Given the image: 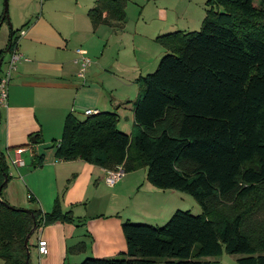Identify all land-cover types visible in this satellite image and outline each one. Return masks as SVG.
I'll use <instances>...</instances> for the list:
<instances>
[{
    "label": "trees",
    "instance_id": "16d2710c",
    "mask_svg": "<svg viewBox=\"0 0 264 264\" xmlns=\"http://www.w3.org/2000/svg\"><path fill=\"white\" fill-rule=\"evenodd\" d=\"M125 5L96 0L87 15L93 26L120 25ZM206 5L198 30L155 37L166 52L136 80L132 135L117 128L115 112L98 111L82 118L68 113L59 139L51 140L58 160L145 168L152 186L190 195L200 212L176 209L162 225L124 220L125 252L78 264H212L205 258L223 252L238 254L236 264H264V0ZM41 164L35 155L31 167ZM8 179L0 151V259L31 264L24 239L33 225L83 222L61 209L58 196L48 212L10 205L2 196ZM84 250L78 242L66 252Z\"/></svg>",
    "mask_w": 264,
    "mask_h": 264
},
{
    "label": "crops",
    "instance_id": "0c3cea01",
    "mask_svg": "<svg viewBox=\"0 0 264 264\" xmlns=\"http://www.w3.org/2000/svg\"><path fill=\"white\" fill-rule=\"evenodd\" d=\"M95 2H23L18 29L23 33L15 47L26 60L16 63L6 105L0 106V151L9 173L2 196L14 207L43 212L51 210L58 196L63 211L84 218V225L78 227L55 222L34 230L28 238L31 264H78L87 256H116L126 251L122 221H164L184 199L173 190L152 186L145 168L125 172L117 183L107 186L105 168L81 159H56L51 140L59 139L68 113L82 118L88 108L115 112L117 128L132 135L136 80L145 70L151 72L166 52L155 37L197 28L207 0H126L120 25L93 26L87 11ZM78 49L90 59L83 77L77 75ZM17 147L24 149L22 165L10 163ZM35 155H42V164L32 168ZM39 238L46 241L45 255L38 254ZM78 242H84L83 252H66Z\"/></svg>",
    "mask_w": 264,
    "mask_h": 264
},
{
    "label": "rangeland",
    "instance_id": "374dc122",
    "mask_svg": "<svg viewBox=\"0 0 264 264\" xmlns=\"http://www.w3.org/2000/svg\"><path fill=\"white\" fill-rule=\"evenodd\" d=\"M23 2H24V0H7V12L5 14V17H3V0H0V16L4 18L0 24V50H4V47L7 43V40L9 39L10 30H14L13 40L17 39L18 36H20L18 29L20 27L19 21L22 18V13L24 10L23 9L24 8ZM203 6L207 7V5L205 6V3L203 4ZM201 21L202 20H200V23H201ZM199 27H200V24H199V26H197V28H192L189 30H191V31L192 30H198ZM9 57H10L9 51H7L2 56V60H1V64H0V74L5 70V68L7 66V62L9 60ZM154 69L155 68H153V70ZM153 70H151V71H153ZM146 71L147 70H145L144 75H145ZM173 191L176 194H178L180 197L184 198L183 201L180 199V201L176 205H174L173 211H175L176 209H181V210H189L193 214L200 212V208H199L198 204L190 195L183 193V192H180V191H177V190H173ZM60 199L61 198L59 197V200ZM30 202L32 203V201H29V203ZM88 209L90 210V212H88V213H92L94 207L88 208ZM130 210H132V209H130ZM169 215L170 214H168V217H169ZM168 217H167V219H168ZM76 218H78V217H76ZM140 219H141V216H140ZM80 220L83 222L84 218H82ZM166 220L163 221V220H159V219L158 220H151V219L149 220L148 219V221H145V222H141L142 220L141 221L136 220V221H132V222L145 223V224L147 223V224H152V225H162L165 223ZM30 250H31V259L33 260L34 259L33 247H31ZM238 257H239L238 254H227V253L223 252L221 255H219L217 257H206L205 259L211 261L212 264H236V259ZM0 264H4V262L1 259H0ZM152 264H163V262H159V263L157 262V263H152Z\"/></svg>",
    "mask_w": 264,
    "mask_h": 264
},
{
    "label": "built area",
    "instance_id": "2783aa9c",
    "mask_svg": "<svg viewBox=\"0 0 264 264\" xmlns=\"http://www.w3.org/2000/svg\"><path fill=\"white\" fill-rule=\"evenodd\" d=\"M20 34L23 31L19 32ZM79 57L76 59L78 63V71L77 75L80 77L84 76L85 70L90 63L89 57L85 54L84 50L78 49L76 50ZM10 57L7 62V66L5 70L0 74V106H5L7 102V95H8V84L11 77V72L15 69V65L18 61L26 60V58L17 51L15 47V43L11 50L9 51ZM96 109H84L83 115H92L97 113ZM59 142H57L58 145ZM24 151L22 147H17L14 149L15 157L10 160V163L13 165H22L23 160L21 157V153ZM125 175V170L122 164H117L111 169H106L105 175L103 178L104 183L107 186H112L117 183L123 176ZM29 197V195L27 196ZM37 251L39 255H45L47 253V244L46 241L39 238L37 241Z\"/></svg>",
    "mask_w": 264,
    "mask_h": 264
},
{
    "label": "water",
    "instance_id": "95a60500",
    "mask_svg": "<svg viewBox=\"0 0 264 264\" xmlns=\"http://www.w3.org/2000/svg\"><path fill=\"white\" fill-rule=\"evenodd\" d=\"M6 12H7V0H3V17H5ZM7 51H8V49H6L3 52V54H5ZM1 60H2V57L0 58V64H1ZM4 182H5V180H4ZM0 190H1V187H0ZM34 230H35V225H33L30 232L26 235V237L24 239V245L26 247V262L29 259L28 238Z\"/></svg>",
    "mask_w": 264,
    "mask_h": 264
}]
</instances>
